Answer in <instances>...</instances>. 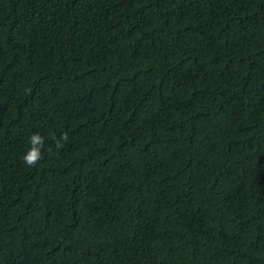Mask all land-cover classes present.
<instances>
[{"label":"trees","instance_id":"1","mask_svg":"<svg viewBox=\"0 0 264 264\" xmlns=\"http://www.w3.org/2000/svg\"><path fill=\"white\" fill-rule=\"evenodd\" d=\"M0 264H264V0H0Z\"/></svg>","mask_w":264,"mask_h":264},{"label":"clouds","instance_id":"2","mask_svg":"<svg viewBox=\"0 0 264 264\" xmlns=\"http://www.w3.org/2000/svg\"><path fill=\"white\" fill-rule=\"evenodd\" d=\"M66 135L64 139H66ZM31 147L23 156V161L28 167H34L42 158L40 148L43 147V138L39 134H33L29 138Z\"/></svg>","mask_w":264,"mask_h":264}]
</instances>
